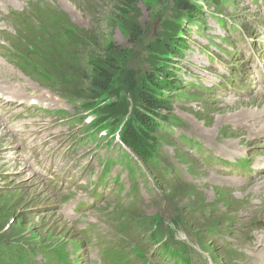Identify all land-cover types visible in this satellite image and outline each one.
I'll use <instances>...</instances> for the list:
<instances>
[{
  "label": "rangeland",
  "instance_id": "1",
  "mask_svg": "<svg viewBox=\"0 0 264 264\" xmlns=\"http://www.w3.org/2000/svg\"><path fill=\"white\" fill-rule=\"evenodd\" d=\"M45 1L47 4L54 1L62 18L71 26H78V33L83 37L73 36L85 49L79 53L81 48L76 43L73 47L75 41L72 36L68 37L66 42L70 49L73 47L74 53H78L76 60L58 61L66 50L56 42L51 44L50 24L43 27L41 23L49 20L48 15L38 21L36 34L20 33L22 39L28 41L30 50L41 54L44 62L35 65L36 60L30 58L37 73L31 72V68L25 72L18 66L21 78L18 74L8 76L0 85V124L7 131L5 139L10 141L9 146L7 141L0 143L4 145L0 146V264H36L27 256L51 262L64 257L63 250H80L81 262L84 260V245L81 246L74 226L66 221L62 207L71 198H85L92 204L82 213L95 212L103 216L108 206L117 201L121 195L120 183L114 177L120 174L126 184L129 175L122 170L119 172L120 150L112 147L123 123L139 108L137 100L127 93L124 80L132 73L131 77L142 85L146 74L159 70L173 72L179 87L166 94L171 97L173 122L166 125L165 132H156L162 142L158 158L177 168L181 182H184L185 172L194 186H186L189 189L183 193L171 192L184 185H168L167 176L160 179L152 166L144 167L138 162L152 178L146 180L141 171L123 160L121 167L131 175L133 183L139 178L145 181L140 183L144 200L140 206L133 207L134 220L144 223L154 234H166L171 242L183 241L179 245L187 242L195 251V263L213 264L210 256L216 264H231L228 257L231 252L224 248L230 244L236 247V252L242 248L247 250V256L240 261L236 257V262L234 258L233 264H264V232L255 226L264 224V215L257 212L258 202H264V198L258 197L256 184L261 174L254 166L244 172L238 170L234 177L242 182V188H220L191 157L203 151L190 149L192 154H189L187 146L180 142V137L196 125L209 135V140L217 139L216 142L234 146L251 161L264 159V141L251 143L247 128L239 119L240 116L252 117L262 107L250 101L256 91L264 89L263 82L257 79H264V0H227L225 5L187 0L202 8L204 20L202 25L196 26L193 22L197 21L185 20L173 0H129V7L121 4L123 0ZM31 2L35 0H0V44L14 56H23L19 49L22 41L2 37L13 32L7 17L11 12L27 11ZM46 9L41 6L42 11ZM218 22L222 23L221 27ZM180 40L184 41L181 55L168 48ZM105 55L112 67L122 71L115 73L110 88L85 109L82 99L74 93L81 92L80 78L86 77L83 70L103 62ZM0 61L3 60L0 58ZM256 74L259 76L255 79L246 77ZM39 76L47 80L44 86L34 82H42L36 78ZM10 85L38 88L47 97L42 108H26L25 100L18 101L16 95L4 90ZM107 157L115 163L100 184L102 161ZM27 163L30 166L25 167ZM201 179H207L209 185ZM262 179L264 177L258 181ZM122 189L125 191L124 187ZM36 196L46 200L36 202ZM184 197L194 200L196 210L183 211V200L178 199ZM244 199L248 200L247 204L237 203ZM73 207L74 204L70 210ZM222 208L233 218L208 219ZM175 211L180 212L182 225L164 223L162 226ZM156 213L163 216L162 220ZM96 220L99 231L110 232L113 228L101 217L97 216ZM137 222L130 235L119 231L118 224L114 240L109 241H142L146 252L154 258L159 249L138 236L136 228L142 230L143 225ZM252 222L257 223L251 229ZM219 225L226 228L216 231ZM213 229L216 233L209 234ZM83 234L84 241L92 244ZM198 237L202 246L197 245L195 238ZM87 248L94 252L93 257L99 255L96 254L98 247ZM162 251L171 264H189L175 254H165V247ZM113 261L132 264L130 257L123 260L122 252L116 253Z\"/></svg>",
  "mask_w": 264,
  "mask_h": 264
},
{
  "label": "trees",
  "instance_id": "2",
  "mask_svg": "<svg viewBox=\"0 0 264 264\" xmlns=\"http://www.w3.org/2000/svg\"><path fill=\"white\" fill-rule=\"evenodd\" d=\"M129 0H123L121 4L129 7ZM203 4H213L221 5L227 4V0H201ZM173 5L178 11L182 12L185 17V20L197 21L193 24L202 25L204 20V14L201 11L202 8L200 5L191 4L187 0H173ZM192 19V20H191ZM43 27H47L50 24V21H41ZM78 38L83 37V35H77ZM76 38V37H75ZM75 38L73 39L75 41ZM75 43L73 47H75ZM183 40L179 42H173L168 47L170 51L175 52L176 54L183 53ZM81 48L79 53H82L85 49L83 45L77 44ZM181 46V47H180ZM68 45L67 52L58 59L64 60H76L78 53H74L75 49H72ZM51 49V48H49ZM95 52L100 53L97 49H94ZM105 60L103 62L95 63L91 67L83 70L85 74V79L80 78V91L76 92L74 95L82 99L83 107L88 109L89 105L91 106L93 101L98 99L101 94L105 93L112 83L115 81V73L121 72V68L112 67L111 64L107 62L108 57L104 56ZM43 57L39 55V58L35 61L36 63H42ZM64 62V61H63ZM49 64V63H48ZM67 65V64H66ZM28 66V65H27ZM65 66V65H64ZM33 71L35 69L31 65ZM49 68V67H48ZM68 73L70 70L67 71ZM73 73H76L73 72ZM132 76V73H131ZM128 77L124 80V86L128 94H131L138 102L139 108L136 109L130 119H128L118 131V141L121 146L129 149L140 161L145 164H149L151 159L155 157V154L159 148V140L156 137V132H163L166 125L172 122V101L171 97L166 95L167 93L176 91L179 87V84L174 80V74L171 71L159 70L145 75L144 84L140 85L139 82L134 77ZM88 103V104H85ZM188 187L183 186L171 189V192H186ZM181 202L183 200L182 209L187 213L188 208L197 207L194 203V200L188 197L178 199ZM182 216L180 212L175 211V215L170 219L177 220ZM217 218L215 214L209 216L208 219ZM169 221V222H170ZM198 244L202 243V240L198 237Z\"/></svg>",
  "mask_w": 264,
  "mask_h": 264
},
{
  "label": "bare ground",
  "instance_id": "3",
  "mask_svg": "<svg viewBox=\"0 0 264 264\" xmlns=\"http://www.w3.org/2000/svg\"><path fill=\"white\" fill-rule=\"evenodd\" d=\"M58 1H62V0H58ZM53 2H49L47 4V1H45V0H35L34 3H32V2L30 3L29 9L27 11H24L21 13L11 12L10 17H9V15L7 17V22H8L9 28L15 30L16 27L11 22V19H13V18L18 19V18L24 17L25 18L24 25L26 28L25 30L28 32L32 31V32L36 33L37 32L36 26L38 25V21L42 17L48 15V19L50 21V27H51L50 33H49V39H50L51 44L56 42L59 45H61L63 48H65V50L67 52V45H68L66 42L67 38L72 36V38L74 39L75 38V36H73L74 34L79 35L78 30H77L78 26H76L77 28H75V27H73L74 25L71 26V24L68 23L69 21L67 19L66 20L63 19L61 16L62 13L59 11V8L57 7V5L54 4L55 2L54 3ZM20 6H21V4H20ZM41 6H44L47 9L42 11ZM31 9H33V11L30 14ZM197 21H199V20H197ZM10 35L11 34H7V35L2 36V37H8ZM27 45H28V42L25 41L24 42V49L29 54V58L36 59L35 56L33 54H31L32 51L27 48ZM1 47H2V44H0V48ZM5 58H6V56H5ZM43 62H44V60L42 61V63ZM16 74H18L16 68L12 69V68H8L5 65L0 64V85H1V83H5V77H8V76L17 77ZM19 78H21V74H19ZM219 87L222 88V85H219ZM0 89H1V86H0ZM4 90H8L12 94L16 95V99L18 101L25 100L26 101V108H28V109H30L31 106H34L35 108H42V103L47 98L38 88L29 86V85H10L9 87H7V89H4ZM250 102L252 104H258V105L262 104V107L260 110L256 111L252 115V117L240 116L241 117V118H239L240 123L242 122L241 125L247 128L248 133L251 136L258 137L261 141V140H264V106H263V104H264V89L256 91L254 96L251 98ZM51 104H53V102H51ZM0 129H3V130H0V143L2 141H7L8 142L7 145L9 146L10 141L5 139L4 132H7V131L4 130V125L1 126V124H0ZM194 130L200 136H203L205 138L209 137V135H205L203 133V130H201L196 125L194 126ZM20 135H21V133H20ZM216 141H217V139H216ZM216 141H215V145L217 144ZM0 146H4V145H0ZM225 149L226 150L224 152L226 153V155H228L230 157L235 156V153L233 152V150L237 151V152L239 151V150L235 149L234 146L232 147V146H228V145H225ZM10 165H12V164H10ZM27 165L30 166V164L27 163L25 167H27ZM13 166H14V164H13ZM262 171H264V168L262 169ZM209 179L212 181H215V180L217 181V178L212 176V175H209ZM201 180L206 181L207 184L209 185V181L207 179H201ZM37 186H38V184H37ZM259 196L261 198H264V192H260L258 194V197ZM36 198H37L36 202L46 200L45 198L43 199V196H39V197L36 196ZM242 201L247 202L248 200L246 201V199H244ZM86 220H87V218H86ZM68 222H70V224L72 226H74V228L77 232L78 222L75 220L68 221ZM83 255H84V260L82 261V263L88 264L92 260L91 255L89 254V252L87 250L84 251Z\"/></svg>",
  "mask_w": 264,
  "mask_h": 264
}]
</instances>
